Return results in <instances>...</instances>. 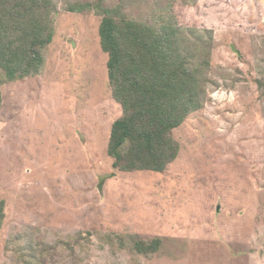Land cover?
I'll return each mask as SVG.
<instances>
[{
	"label": "rangeland",
	"instance_id": "rangeland-1",
	"mask_svg": "<svg viewBox=\"0 0 264 264\" xmlns=\"http://www.w3.org/2000/svg\"><path fill=\"white\" fill-rule=\"evenodd\" d=\"M55 1L44 69L0 85V264H264V0ZM100 4L135 21L166 7L211 39L203 107L172 132L162 173L108 155L122 107ZM127 236L161 247L120 248Z\"/></svg>",
	"mask_w": 264,
	"mask_h": 264
},
{
	"label": "trees",
	"instance_id": "trees-1",
	"mask_svg": "<svg viewBox=\"0 0 264 264\" xmlns=\"http://www.w3.org/2000/svg\"><path fill=\"white\" fill-rule=\"evenodd\" d=\"M99 9L109 83L113 99L122 107V117L111 128L108 155L116 170L162 173L181 150L172 132L203 107L211 39L203 41L196 29L177 26L163 9L161 16L154 11L153 19L140 21L125 16L121 6L109 9L100 4ZM56 12L55 0H0V85L37 76L44 69ZM4 207L0 200V228ZM118 243L148 255L157 252L162 241L127 236Z\"/></svg>",
	"mask_w": 264,
	"mask_h": 264
}]
</instances>
